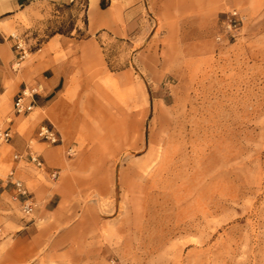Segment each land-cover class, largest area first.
I'll list each match as a JSON object with an SVG mask.
<instances>
[{
    "label": "rangeland",
    "instance_id": "374dc122",
    "mask_svg": "<svg viewBox=\"0 0 264 264\" xmlns=\"http://www.w3.org/2000/svg\"><path fill=\"white\" fill-rule=\"evenodd\" d=\"M20 3L8 38L13 71L52 37L89 38L87 0ZM231 10L241 21L228 29ZM141 18L127 36H91L95 59L65 93L54 129L65 167L52 184L66 182V194L34 227L40 250L26 264H264V3L225 10L201 46L168 34L146 0ZM15 36L27 50L20 61ZM17 115L11 103L0 120L13 136ZM35 134L34 151L55 146ZM13 153L0 146V179L15 168L33 190L44 180ZM8 200L0 264L26 218Z\"/></svg>",
    "mask_w": 264,
    "mask_h": 264
},
{
    "label": "crops",
    "instance_id": "0c3cea01",
    "mask_svg": "<svg viewBox=\"0 0 264 264\" xmlns=\"http://www.w3.org/2000/svg\"><path fill=\"white\" fill-rule=\"evenodd\" d=\"M20 1L28 4L34 2V0ZM20 1L0 0V120L11 103L13 108L14 99L24 87L38 86L39 92L33 111L17 115L13 119L16 132L14 136L12 135L9 144L14 148V152L24 151L28 141L36 135L35 132L37 133L40 126L59 128L54 124V118L62 123L61 114L67 103L65 93L70 89L73 90L74 84L78 82L75 80L79 78L85 67L93 64L95 59V44L91 36H96L99 32L117 36L131 34L133 22L143 19L141 12L144 7V0H106L105 8L100 7L101 0H87L88 39L80 44H74L64 38L52 37L41 54L35 53L19 70L13 71L10 66L13 52L8 38L13 28V20L17 18V9L20 10L18 13H21ZM43 1L72 2L74 0ZM146 2L153 15L161 20L168 34L195 35L197 37L194 43L201 46L209 34V27L225 10L234 8L248 13L256 9L258 4L264 3V0H146ZM55 52L59 54L57 58ZM24 123L27 126L19 133L18 129ZM0 126L8 127L12 132L8 124ZM55 131L61 143L63 141L61 134ZM60 143L51 147H43L41 143L37 145L39 150L37 153L44 161L47 170L58 171V168L65 167V159L61 155L62 143ZM18 164V168L27 170L28 173L33 172L44 181L37 183L31 190L37 201L33 214L26 216L20 227L8 233L4 241L3 259L6 264H26L36 257L41 240L34 227L48 220L49 215L55 211L56 200L58 205L63 200L67 187L66 182L53 185L54 182L50 181L47 175L40 173L31 164L24 162ZM22 180L26 183L24 179ZM5 194L8 195L5 191L2 192L0 198L8 200ZM12 206L15 208V205Z\"/></svg>",
    "mask_w": 264,
    "mask_h": 264
},
{
    "label": "built area",
    "instance_id": "2783aa9c",
    "mask_svg": "<svg viewBox=\"0 0 264 264\" xmlns=\"http://www.w3.org/2000/svg\"><path fill=\"white\" fill-rule=\"evenodd\" d=\"M241 21L236 10H231L226 17V26L228 29L236 28ZM16 38L15 49L19 54L18 60H22L27 50L21 39ZM19 63H16L18 65ZM38 86L24 87L13 101V110L18 115H24L33 111L35 106L34 96L38 93ZM12 132L8 127L0 126V146L10 143ZM37 138L48 145H57L60 143V137L57 132L48 125H42L37 130ZM13 160L15 162H24L31 164L40 173L48 176L49 180L56 182L58 180L57 170H47L44 161L39 154L34 151L31 146H27L22 152H14ZM0 190L8 194L9 200L16 204L19 211L24 216L33 214L37 207V201L34 199L33 194L26 183L17 175L16 169L11 168L4 178L0 179Z\"/></svg>",
    "mask_w": 264,
    "mask_h": 264
},
{
    "label": "trees",
    "instance_id": "16d2710c",
    "mask_svg": "<svg viewBox=\"0 0 264 264\" xmlns=\"http://www.w3.org/2000/svg\"><path fill=\"white\" fill-rule=\"evenodd\" d=\"M107 5H106V1L105 0H101L100 1V7L101 8H105Z\"/></svg>",
    "mask_w": 264,
    "mask_h": 264
},
{
    "label": "bare ground",
    "instance_id": "6f19581e",
    "mask_svg": "<svg viewBox=\"0 0 264 264\" xmlns=\"http://www.w3.org/2000/svg\"><path fill=\"white\" fill-rule=\"evenodd\" d=\"M56 120H57V119L54 118V122H55V124H56L57 126H61L60 123H59L58 121H56Z\"/></svg>",
    "mask_w": 264,
    "mask_h": 264
}]
</instances>
